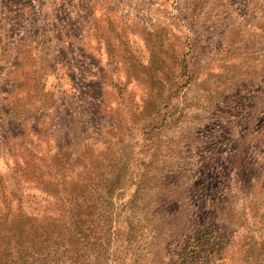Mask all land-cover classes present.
I'll return each instance as SVG.
<instances>
[{
    "label": "rangeland",
    "instance_id": "374dc122",
    "mask_svg": "<svg viewBox=\"0 0 264 264\" xmlns=\"http://www.w3.org/2000/svg\"><path fill=\"white\" fill-rule=\"evenodd\" d=\"M67 196L96 264H264V0H0V225Z\"/></svg>",
    "mask_w": 264,
    "mask_h": 264
},
{
    "label": "trees",
    "instance_id": "16d2710c",
    "mask_svg": "<svg viewBox=\"0 0 264 264\" xmlns=\"http://www.w3.org/2000/svg\"><path fill=\"white\" fill-rule=\"evenodd\" d=\"M51 184L54 188L58 187L57 182ZM96 198L92 194L88 199V209L93 207L91 203ZM59 203L61 216L55 220L18 213L12 220L11 228H8L7 216H4L0 225V264H96L102 256L107 258L106 251L97 250L93 257L90 255L99 238L92 230L95 219H91L90 212L82 214L78 197H62ZM102 218L105 225L111 227L109 217ZM104 238L106 243H111L110 234L107 233ZM201 246L203 248L204 245Z\"/></svg>",
    "mask_w": 264,
    "mask_h": 264
}]
</instances>
